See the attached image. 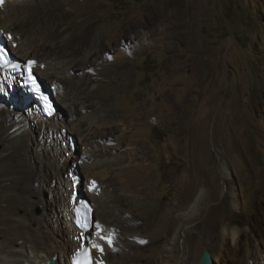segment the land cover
<instances>
[{
  "label": "rangeland",
  "instance_id": "374dc122",
  "mask_svg": "<svg viewBox=\"0 0 264 264\" xmlns=\"http://www.w3.org/2000/svg\"><path fill=\"white\" fill-rule=\"evenodd\" d=\"M176 2V15H160L167 4ZM53 10L67 12L61 23H70L73 30L81 23L90 28L87 52L110 41L109 49L118 55L102 61L94 92L96 98L108 99L103 112L127 128L121 150L128 143L142 156L122 174L127 184L138 182L131 202L136 210L128 200L123 209L133 212L141 232L157 238L171 227V236L181 223L176 209H187L203 191L199 210L187 224L214 243L222 242L226 255L235 252L234 230L264 236V0H54ZM125 36L130 38L120 44ZM41 49L46 57L63 53L58 47ZM94 52L98 54L97 49ZM86 53L71 56L77 62ZM118 81L126 82L128 89L113 93L111 86ZM12 87L18 88L16 83ZM0 129L1 157L14 140H3L7 127L0 123ZM35 133L36 129H26L17 137L30 156L35 152ZM77 135H70L75 142ZM75 150L84 154L86 147ZM93 150L89 149L90 160L97 156ZM25 159L26 167H31V159ZM15 161L5 163L9 177L15 176L10 168ZM110 173L104 183L113 189L115 175ZM7 178L2 176L0 186ZM47 191L45 200H50ZM34 195L33 190L27 195L37 204L28 210L40 217L47 206ZM16 215L24 216V208ZM223 225L228 229L224 236ZM121 229L124 224L119 236Z\"/></svg>",
  "mask_w": 264,
  "mask_h": 264
},
{
  "label": "bare ground",
  "instance_id": "6f19581e",
  "mask_svg": "<svg viewBox=\"0 0 264 264\" xmlns=\"http://www.w3.org/2000/svg\"><path fill=\"white\" fill-rule=\"evenodd\" d=\"M53 5L54 0H10L4 2L0 8V28L11 36L10 47L24 60H37L35 72L43 83L55 86L52 95L57 106L53 123L48 120L40 121L37 118L39 112L36 105L31 103V98L21 89L14 90L10 79L0 77V123L7 127L2 131V139L14 140L7 149H3L5 154L0 157V181L3 175L8 177L4 179L5 185L0 186V264H48L50 260L54 264H68L70 254L78 247V241L73 238L77 231L72 227L71 208L66 196L71 182L65 174L71 170L73 164L85 184L89 179H95L99 183L100 192L97 195L88 194V197L94 208L93 218L96 215L95 220L102 223L109 232L114 230L113 247L104 249L105 264H199L204 250L210 252L211 264H264V236L257 237L246 229L234 230L235 252L226 255L222 242L216 244L211 237L203 236L204 232L198 227L188 226L187 221L199 210L203 191L196 194L187 209H176L177 220L181 223L171 236V227L165 229L157 238L141 232L142 227L133 216L132 211L135 208L131 207L132 198L136 197L133 196V191L138 182L127 184L122 174L137 165L142 156L137 148L129 147L128 143L124 145L128 148L124 152L121 150L120 140L127 128L123 122H116L113 116L103 112L108 99H98L94 92L97 89L94 83L99 81L96 72L103 65L102 61L115 60L118 55L115 49H109L112 45L110 41L102 46L96 45L98 54L94 52L95 49L87 52L90 28L84 25L82 27L81 23L73 30L70 23H61L68 13H54ZM167 5L160 15H176L179 3ZM19 25L22 28L16 30ZM20 29H24V33ZM68 30L73 31L66 36L65 32ZM128 38L130 37H122L120 44ZM13 43H16L15 48ZM189 44L193 45L194 41L190 40ZM46 46L54 49L58 47L63 53L56 56L51 53L46 57V52L41 53V48ZM55 51L57 50L53 52ZM72 52L87 53L75 62L76 56L72 57ZM124 76L121 75L122 78ZM127 89L128 84L123 81L115 82L111 86L113 93H122ZM112 126H115L114 134ZM26 129H36L35 152L31 156L25 152L26 149H23L22 142L17 138ZM62 130L66 133L63 134ZM96 132L100 135L93 134ZM78 133L75 148L86 147L84 154L79 155L75 153L76 150L72 153L69 145L62 147L64 139ZM45 145V152L49 154L47 160L44 156ZM89 149H94L97 153L94 160H90L93 152ZM22 152L23 156L20 157ZM66 153L69 154L68 157ZM24 157L31 159V167H26L27 161ZM8 159H17L10 166L13 168L14 177L7 174L5 163ZM102 166H106V169ZM110 172L115 175L113 189L110 186L107 188L104 183L111 178ZM22 181L23 187L20 186ZM31 190L39 199V204L43 201L47 206L46 212L40 217L31 215L28 210L37 205L27 199ZM45 191L52 198L49 201L45 200ZM232 195L229 190V196ZM127 200L131 203L132 211L123 209ZM174 205L178 206L177 203ZM237 207L240 209V205ZM21 208H24L25 215L18 217L16 213ZM122 224L125 225V230L121 229L124 231L119 236ZM227 231L225 226L222 227L223 236ZM145 250L147 252H142Z\"/></svg>",
  "mask_w": 264,
  "mask_h": 264
},
{
  "label": "clouds",
  "instance_id": "9594fccd",
  "mask_svg": "<svg viewBox=\"0 0 264 264\" xmlns=\"http://www.w3.org/2000/svg\"><path fill=\"white\" fill-rule=\"evenodd\" d=\"M10 1V0H3V2L0 4L1 6L4 4V2ZM0 36H2L3 41L2 45L5 47L6 54L0 55V77L5 78V80L10 79L13 83H17L16 86L18 87V90H22L27 96L31 98V103L36 105L39 115H37V118L40 121H49L50 123H53V117L55 116V113L57 112V106L55 104V100L53 98L52 92L55 91V86H48L46 83L44 84L41 78L38 76V74L35 72V68L38 64L36 59H22L18 57L14 52L13 48L10 47V40L12 39L9 34H5L4 30L0 28ZM13 47H16V43H13ZM2 65V66H1ZM28 75L29 78H34L36 83L38 85H41L45 88V91L49 92V97L53 104L45 105L43 104V95H30L27 90L29 86L27 85V88H24L23 86L18 85V81L21 80L22 76ZM22 81V80H21ZM12 83V84H13ZM41 98V99H39ZM38 99V100H37ZM65 130H63V134H65ZM67 144L63 142L62 147L65 148V146L69 145V149L71 152L75 150V139L73 136H68L66 140ZM69 154L66 153V157H68ZM69 181L71 182V185L68 187L69 193H67L68 198V204L71 208V222L72 227L77 231L76 236H74V240L78 241V247L74 249V251L69 256V262H71V256L76 255L79 253L80 250H82V241H81V235L85 236L87 238V241L84 242V246L89 249V254L92 256V260H95L94 258H99L103 260V263L105 264L104 260V249L105 248H112L113 247V240H114V233L111 231L109 232L103 227V224L99 221L95 220V217L93 218V206L90 202V199L88 197V194H95L97 195L100 192V189L98 188L99 183L95 179H89L88 183L85 184V181L81 179V174H79L78 169L76 168V165L73 164L71 167V170H68V173L65 174ZM76 212H78V216H76ZM81 216L82 218V224H87V228L84 226H77L76 225V219ZM96 225H99V228L96 227ZM100 230V232H99ZM103 237V239H101ZM107 239H111L112 245H110L107 241ZM100 246L99 252H97L93 245ZM95 262V261H94Z\"/></svg>",
  "mask_w": 264,
  "mask_h": 264
},
{
  "label": "water",
  "instance_id": "95a60500",
  "mask_svg": "<svg viewBox=\"0 0 264 264\" xmlns=\"http://www.w3.org/2000/svg\"><path fill=\"white\" fill-rule=\"evenodd\" d=\"M262 163L264 164V157ZM48 264H54V261L50 260ZM199 264H211L210 254L206 250L202 253Z\"/></svg>",
  "mask_w": 264,
  "mask_h": 264
},
{
  "label": "snow or ice",
  "instance_id": "6c2138e0",
  "mask_svg": "<svg viewBox=\"0 0 264 264\" xmlns=\"http://www.w3.org/2000/svg\"><path fill=\"white\" fill-rule=\"evenodd\" d=\"M85 228H87V224L83 225ZM97 228H99V225H96ZM103 239V237H101ZM94 247H98V245H93ZM77 264H82V262H77Z\"/></svg>",
  "mask_w": 264,
  "mask_h": 264
}]
</instances>
